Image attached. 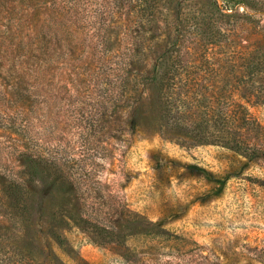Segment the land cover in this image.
I'll use <instances>...</instances> for the list:
<instances>
[{"label":"rangeland","instance_id":"obj_1","mask_svg":"<svg viewBox=\"0 0 264 264\" xmlns=\"http://www.w3.org/2000/svg\"><path fill=\"white\" fill-rule=\"evenodd\" d=\"M0 264H264V0H0Z\"/></svg>","mask_w":264,"mask_h":264}]
</instances>
